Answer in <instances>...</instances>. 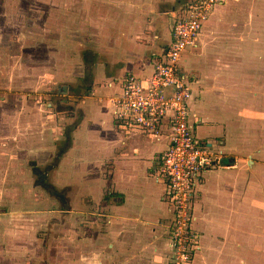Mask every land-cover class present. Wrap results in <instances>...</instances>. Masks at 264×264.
Listing matches in <instances>:
<instances>
[{
  "label": "crops",
  "instance_id": "1",
  "mask_svg": "<svg viewBox=\"0 0 264 264\" xmlns=\"http://www.w3.org/2000/svg\"><path fill=\"white\" fill-rule=\"evenodd\" d=\"M81 1L92 8V0ZM93 1L100 9L115 5L114 0ZM118 1L127 13L116 22L117 32H107L112 43L106 48L80 47L82 68L74 82L63 87L71 100L54 115L51 141L34 146L30 153L32 162L44 167L55 157L64 128L76 122L69 146L47 173L51 184L66 188L69 209L59 208L58 213L65 212L66 223L74 217V231L82 233L75 237V264L87 259L81 247L87 241L83 233L90 228L95 231L90 245L97 250L92 249L85 264H165L171 253L166 228L171 213L162 200L163 183L152 175V168L167 140L127 134L113 120L110 98L119 90L116 80L126 73L141 79L151 74L153 64L163 57L175 15L195 0ZM232 3L225 0L213 9L196 45L186 48L179 59V71L194 78L189 107L192 120H201L196 134L219 152L221 160L203 173L196 188L193 227L199 249L192 264L264 260V97L241 72L234 80L231 58L244 54V35L235 28L239 22L230 11ZM98 37L102 42L103 36ZM86 52H91L89 62L83 57ZM88 85L89 90L80 94L70 90ZM244 88L247 97L242 96ZM51 215L57 217L55 211ZM30 227L38 242L40 225L31 222ZM14 248L16 257L23 254L19 251L23 246ZM42 248L45 258L48 245Z\"/></svg>",
  "mask_w": 264,
  "mask_h": 264
},
{
  "label": "rangeland",
  "instance_id": "2",
  "mask_svg": "<svg viewBox=\"0 0 264 264\" xmlns=\"http://www.w3.org/2000/svg\"><path fill=\"white\" fill-rule=\"evenodd\" d=\"M114 2V8L100 9L93 0L92 8L81 0L66 4L64 0H0V264H75V237L82 233H75L74 217L64 222L59 202L51 201L36 184L30 164L35 158L30 152L51 141L54 115L71 100L63 87L74 82L82 68L80 47L106 48L112 43L106 34L117 32L116 22L127 13L121 1ZM232 4L230 11L239 22L235 28L244 35V54L231 58L236 66L234 80L240 79L241 72L264 97V0H233ZM98 36H103L102 42ZM248 93L242 89V96ZM52 211L57 217L50 216ZM31 222L40 225V243L29 233L34 230ZM83 235L85 264L97 248L90 245L94 230ZM20 245L23 254L16 257L14 247ZM257 264L264 260L260 257Z\"/></svg>",
  "mask_w": 264,
  "mask_h": 264
},
{
  "label": "built area",
  "instance_id": "3",
  "mask_svg": "<svg viewBox=\"0 0 264 264\" xmlns=\"http://www.w3.org/2000/svg\"><path fill=\"white\" fill-rule=\"evenodd\" d=\"M224 1L195 0L183 6L172 21L163 57L153 64L151 74L141 79L126 73L116 80L119 90L110 98L113 120L126 133L166 137L152 175L163 183L162 200L171 213L166 225L169 264H192L199 249L198 232L193 227L196 188L203 173L221 163L219 152L196 134L201 120H192L189 107L194 78L179 71V59L186 48L196 45L204 22Z\"/></svg>",
  "mask_w": 264,
  "mask_h": 264
},
{
  "label": "trees",
  "instance_id": "4",
  "mask_svg": "<svg viewBox=\"0 0 264 264\" xmlns=\"http://www.w3.org/2000/svg\"><path fill=\"white\" fill-rule=\"evenodd\" d=\"M91 54V52H86L83 54L84 59L89 62V58L88 55ZM72 91V93L74 94H80L79 91L80 90H84L83 92H87L89 90V85L86 86L85 88H80V89H70ZM61 107V106H60ZM59 107V108H60ZM70 109V107L65 108ZM76 125V122H73L69 125H67L64 128V132H63V140L60 142L58 148H57V152L55 157L52 159L51 162H49L48 164H46L44 167H39L37 166L34 162H31V169L32 172L34 174V176L36 177V179H38V181L36 182V184H38L42 189H44L52 198L56 199L59 202L60 205V209H69V201L67 196H65L66 194V188H57L55 187L53 184L50 183V181L48 180V176L47 173L49 170H51L56 164L57 161L60 157V155L66 150V148L69 146L70 144V140H71V136L70 133L72 131V129L74 128V126Z\"/></svg>",
  "mask_w": 264,
  "mask_h": 264
},
{
  "label": "water",
  "instance_id": "5",
  "mask_svg": "<svg viewBox=\"0 0 264 264\" xmlns=\"http://www.w3.org/2000/svg\"><path fill=\"white\" fill-rule=\"evenodd\" d=\"M65 87V86H64Z\"/></svg>",
  "mask_w": 264,
  "mask_h": 264
}]
</instances>
